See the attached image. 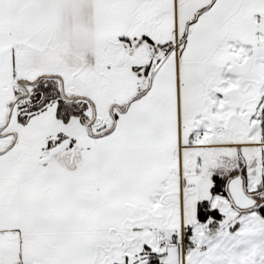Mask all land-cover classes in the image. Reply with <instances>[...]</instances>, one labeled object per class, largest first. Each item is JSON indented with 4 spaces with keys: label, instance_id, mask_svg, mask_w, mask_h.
<instances>
[{
    "label": "snow or ice",
    "instance_id": "snow-or-ice-1",
    "mask_svg": "<svg viewBox=\"0 0 264 264\" xmlns=\"http://www.w3.org/2000/svg\"><path fill=\"white\" fill-rule=\"evenodd\" d=\"M0 264H264V0H0Z\"/></svg>",
    "mask_w": 264,
    "mask_h": 264
}]
</instances>
